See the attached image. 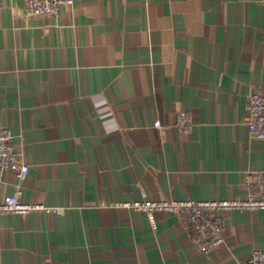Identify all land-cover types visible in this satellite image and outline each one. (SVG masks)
<instances>
[{"label": "crops", "instance_id": "obj_1", "mask_svg": "<svg viewBox=\"0 0 264 264\" xmlns=\"http://www.w3.org/2000/svg\"><path fill=\"white\" fill-rule=\"evenodd\" d=\"M254 91L264 0H74L58 17L0 0V127L30 166L4 172L0 203L41 207L0 214V264H247L264 210L217 213L225 242L204 253L176 214L126 204L245 199L264 173Z\"/></svg>", "mask_w": 264, "mask_h": 264}, {"label": "built area", "instance_id": "obj_2", "mask_svg": "<svg viewBox=\"0 0 264 264\" xmlns=\"http://www.w3.org/2000/svg\"><path fill=\"white\" fill-rule=\"evenodd\" d=\"M26 13L30 16L58 17L65 6H73L74 0H25ZM250 119L248 129L255 138L264 141V94L254 91L250 96ZM191 112H180L177 115V125L180 131L188 134L194 125ZM158 126V124H157ZM10 128L0 127V179L4 172H12L20 181L27 178L30 166L17 152L13 144ZM249 187V194L243 200H146L126 204L127 208L145 212L150 221L155 223V214L159 212L174 213L191 228L196 235L195 244L204 253H210L224 242L225 221L220 216L222 211L264 210V173L254 176ZM21 191L8 196L0 203V214L15 213L26 215L41 209L20 201ZM47 211L62 212L61 209L47 208ZM247 264H264V250L254 249Z\"/></svg>", "mask_w": 264, "mask_h": 264}]
</instances>
